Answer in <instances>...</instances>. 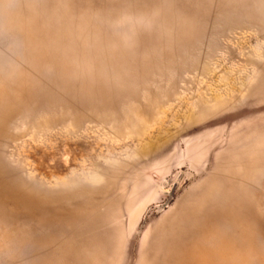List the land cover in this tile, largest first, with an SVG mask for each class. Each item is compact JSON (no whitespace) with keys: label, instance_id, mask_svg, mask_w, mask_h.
Returning <instances> with one entry per match:
<instances>
[{"label":"rangeland","instance_id":"1","mask_svg":"<svg viewBox=\"0 0 264 264\" xmlns=\"http://www.w3.org/2000/svg\"><path fill=\"white\" fill-rule=\"evenodd\" d=\"M0 264H264V0H0Z\"/></svg>","mask_w":264,"mask_h":264},{"label":"water","instance_id":"2","mask_svg":"<svg viewBox=\"0 0 264 264\" xmlns=\"http://www.w3.org/2000/svg\"><path fill=\"white\" fill-rule=\"evenodd\" d=\"M181 178H182V174H179V175L177 176V178H176V183H174L172 190L176 188L177 183L181 180Z\"/></svg>","mask_w":264,"mask_h":264}]
</instances>
